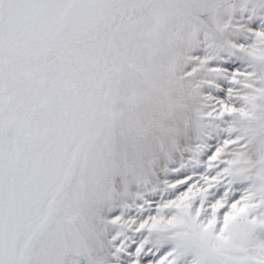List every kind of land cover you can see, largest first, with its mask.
Instances as JSON below:
<instances>
[{
	"label": "snow or ice",
	"instance_id": "6c2138e0",
	"mask_svg": "<svg viewBox=\"0 0 264 264\" xmlns=\"http://www.w3.org/2000/svg\"><path fill=\"white\" fill-rule=\"evenodd\" d=\"M0 264H264V0H0Z\"/></svg>",
	"mask_w": 264,
	"mask_h": 264
}]
</instances>
